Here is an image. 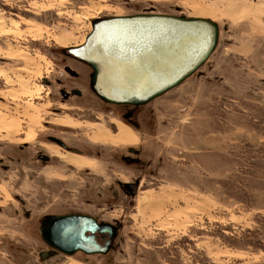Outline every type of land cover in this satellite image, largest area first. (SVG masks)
Returning a JSON list of instances; mask_svg holds the SVG:
<instances>
[{
    "label": "rangeland",
    "instance_id": "obj_1",
    "mask_svg": "<svg viewBox=\"0 0 264 264\" xmlns=\"http://www.w3.org/2000/svg\"><path fill=\"white\" fill-rule=\"evenodd\" d=\"M193 2L220 6L204 17L219 24V44L194 77L144 107L147 125L140 133L124 127L105 106L98 112L92 107V116L100 119L95 122L70 115L82 113L77 110L82 102L62 103L59 87L44 83L60 75L53 50L82 46L94 20L149 11L195 17ZM233 5H239L236 11L221 14ZM60 106L64 113L55 114ZM112 121L124 130L121 138L111 132ZM62 126L78 131L64 135L72 140L85 132L88 143L102 141L103 148L143 147L153 174L144 177L136 197L114 207L93 203L95 193L125 173L107 151L102 159L82 162L88 171L82 189L85 185L92 201L82 199V207L80 167L68 171L67 162L61 172L49 169L35 179L28 164L20 179L18 147L30 145L24 164L30 163L40 138L58 134L53 129ZM68 212L122 226L110 259L49 257L37 236L38 221ZM201 260L264 264V0H0V264Z\"/></svg>",
    "mask_w": 264,
    "mask_h": 264
},
{
    "label": "water",
    "instance_id": "obj_2",
    "mask_svg": "<svg viewBox=\"0 0 264 264\" xmlns=\"http://www.w3.org/2000/svg\"><path fill=\"white\" fill-rule=\"evenodd\" d=\"M219 41L220 26L210 18L139 14L94 20L85 44L71 53L97 75L94 84L104 103L141 107L194 77ZM45 229L51 244L67 255L103 252L93 236L103 232L101 225L88 216L56 218Z\"/></svg>",
    "mask_w": 264,
    "mask_h": 264
},
{
    "label": "flooded vegetation",
    "instance_id": "obj_3",
    "mask_svg": "<svg viewBox=\"0 0 264 264\" xmlns=\"http://www.w3.org/2000/svg\"><path fill=\"white\" fill-rule=\"evenodd\" d=\"M154 11H149L148 13L143 14H155ZM180 15L182 12H180ZM57 48L53 50V53L58 56L59 63L58 68L60 73L59 77L55 81H50L44 79V83L47 86L50 85H57L59 87L58 96L62 103H69L72 100H79L82 102V110L77 108L81 114L70 113L72 116H79L82 115L83 118H89L92 122L96 120H100L97 116L93 117L91 111L94 110L103 111L102 106L105 108L112 109L113 111L117 112V119L120 123L124 125L127 129L135 132L140 133L142 127H144L147 122V116L145 112V106L141 107H134V106H112L109 104L104 103L100 91L95 87L94 80H96L97 75L94 73L93 69L84 63L82 60L77 58L71 53V49L75 48ZM60 66V67H59ZM88 95V97H86ZM91 103L89 107L86 106L87 102ZM64 107L60 106L58 109H55V114H63ZM51 124L50 122L48 123ZM53 124V122H52ZM110 130L114 135H118L120 132V128L115 122H111ZM55 133L48 135L46 137H41V141L36 143L34 148L35 151L32 155V160L29 163H25V159H29V150L30 145L23 144L18 147L16 152V162L18 166L21 168V178H24V168L28 166V164L32 165V176L33 178L37 179L40 174L44 173L46 170H54V172H61V166L64 163H67L64 159V155H72L78 157L80 160V165L76 166L72 163H67V170H73V168L80 167V174H81V189L78 191V199L80 201V205L82 207V199L86 200L88 203L92 201L87 200V189H85V185L82 189V174L83 177L88 174L86 169V165H82V162L85 160L90 159H102L104 155L103 151H107L109 155L110 161L112 164L116 163L122 165L125 169V173H119L117 175V179L115 183L108 190H99L96 195H94L95 205L101 203L106 207H114L118 203L123 202L125 199H132L136 197L139 193V189L142 187V182L144 177H150V174H153L152 162L147 160V154L143 147H135L133 145H115L111 143L112 147H105L103 148L102 141L98 140H89L87 142V135L85 132H82L80 139L72 140L69 137H65L64 135L69 134H77L78 131L76 129H72L71 127H58L56 130L53 129ZM98 141V142H97ZM95 143L97 146L96 148L90 144ZM56 149V151L53 150ZM59 151V154L57 152ZM51 164L56 166H50ZM85 168V169H82ZM135 173L138 174L137 177H134ZM158 174V171H157ZM59 180V179H57ZM59 183V181H55ZM83 190V193H82ZM96 190V189H95ZM70 191V190H69ZM20 201V207H25L24 201L21 198H16ZM84 204V202H83ZM25 217L28 218V214L24 213ZM88 216L93 218L101 225V231H96L94 233L95 242L98 246L103 250V252L96 253V254H85L82 250L76 252L73 256L67 255L64 252L58 250L51 244V237L45 233V228L48 227L52 222L55 221L56 218L60 217H68V216ZM39 229L37 236L39 240L50 250L49 257H55L57 254L64 255L66 257H76V256H83L85 258H105L110 259L111 254L115 250V244L119 237L120 230L122 228L121 225L116 223H107L100 221L99 219L85 215L82 213L77 212H68V213H61V214H49L44 215L38 221ZM81 233H82V221H80ZM47 232V231H46ZM92 234L89 232L86 236H91ZM82 237V234H81ZM44 256V255H43Z\"/></svg>",
    "mask_w": 264,
    "mask_h": 264
},
{
    "label": "bare ground",
    "instance_id": "obj_4",
    "mask_svg": "<svg viewBox=\"0 0 264 264\" xmlns=\"http://www.w3.org/2000/svg\"><path fill=\"white\" fill-rule=\"evenodd\" d=\"M189 4V3H188ZM208 5V4H207ZM212 5H214L215 7L214 8H208L207 6H202V5H200V4H197L196 2H193V4H191V7L189 8L192 12H193V15L196 17V18H204V17H206V16H209L211 13H212V11H213V9L215 10L216 8H218V7H220V6H216V5H218L217 4V2L215 3V4H212ZM187 6V5H186ZM238 6L239 5H233L232 7H227V8H224V10H220V12H221V14H223V15H229V14H231L232 12H233V10H235L236 11V9L238 8ZM212 7V6H211ZM252 9V8H251ZM247 13V12H246ZM248 14V13H247ZM85 44V43H84ZM83 44V45H84ZM81 47V46H80ZM75 48H78V47H75ZM70 122V121H69ZM62 123V122H61ZM63 124V123H62ZM72 124V123H71ZM6 125V123L4 124V125H2V126H5ZM6 126H8V125H6ZM10 128V127H9ZM14 128V127H13ZM16 128V127H15ZM15 128H14V130H15ZM8 130V129H7ZM122 131V130H121ZM119 132V134L116 136V138H119L120 136H122L123 134H125V132H124V130L122 131V132ZM99 136V135H98ZM97 136V137H98ZM99 137H101V136H99ZM115 138V137H114ZM121 138V137H120ZM58 153H59V151H58ZM59 154H61V153H59ZM62 155V154H61ZM63 156V155H62ZM63 159L66 161V162H68V163H72V164H74V165H76V166H79L80 165V160H79V158L78 157H75V156H72V155H64L63 156ZM147 199H151L150 198V196L148 197H146ZM145 199V198H144ZM143 198L141 199V202H139L140 204H139V206L140 207H144L145 206V204H146V202L147 201H145ZM146 199V200H147ZM152 200V199H151ZM151 200H149V202L151 201ZM148 202V203H149Z\"/></svg>",
    "mask_w": 264,
    "mask_h": 264
},
{
    "label": "trees",
    "instance_id": "obj_5",
    "mask_svg": "<svg viewBox=\"0 0 264 264\" xmlns=\"http://www.w3.org/2000/svg\"><path fill=\"white\" fill-rule=\"evenodd\" d=\"M200 262H201V264H204V262L202 260Z\"/></svg>",
    "mask_w": 264,
    "mask_h": 264
}]
</instances>
